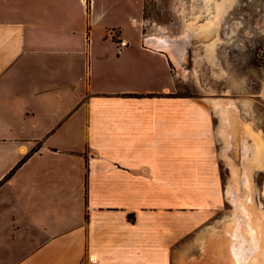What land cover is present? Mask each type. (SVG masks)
<instances>
[{
  "label": "crops",
  "instance_id": "1",
  "mask_svg": "<svg viewBox=\"0 0 264 264\" xmlns=\"http://www.w3.org/2000/svg\"><path fill=\"white\" fill-rule=\"evenodd\" d=\"M127 1L0 0V264H172L219 189L215 105Z\"/></svg>",
  "mask_w": 264,
  "mask_h": 264
},
{
  "label": "rangeland",
  "instance_id": "2",
  "mask_svg": "<svg viewBox=\"0 0 264 264\" xmlns=\"http://www.w3.org/2000/svg\"><path fill=\"white\" fill-rule=\"evenodd\" d=\"M128 5L127 0H117V6ZM214 16L218 27L208 35H194L186 42L181 38L187 44L186 55L180 64L173 59L172 66L177 93L198 96L214 105L217 99L229 103L235 112L236 145L229 149L224 116L215 105L219 189L186 192L185 206L170 208L174 215L184 214L187 224L184 238L173 246L172 264H234L226 232L238 212L231 190L247 197L249 188L238 183L246 168L254 190L250 209L264 221V149L258 164L250 163L244 151L257 138L264 144V0H147L148 29L145 25L144 30L179 39L188 24L208 22ZM131 27L132 35H137L138 28Z\"/></svg>",
  "mask_w": 264,
  "mask_h": 264
},
{
  "label": "bare ground",
  "instance_id": "3",
  "mask_svg": "<svg viewBox=\"0 0 264 264\" xmlns=\"http://www.w3.org/2000/svg\"><path fill=\"white\" fill-rule=\"evenodd\" d=\"M219 14L215 15L217 19L218 16L222 15ZM215 16L210 18L208 22H202L201 24L198 23L188 24L187 31L179 39L171 38L167 33L154 34L150 36L148 43L152 46L163 48V50L165 49L170 53L172 58L180 64L182 63V60L185 58L184 57V55H186L185 45H187L186 43L184 44L180 41L181 38H183L186 42L187 40L191 39L194 35H199V36L202 35V37L208 35L210 31L216 29L217 22ZM211 48H213V45L210 46L209 48L210 51ZM215 105H217V107L219 108L218 111L220 110L222 112L221 114H223L224 116L225 125H224L223 133L227 137L228 145L230 149L231 146L236 145L235 138L237 136H235L234 133V128H236L235 126L236 120L234 118L235 112L233 111V108L229 106V103L226 102L224 99L223 100L217 99ZM248 133H250V131ZM248 133H246V135ZM256 137H260V136H256ZM253 141L254 143L251 146L250 145L244 146V151L245 153H247L250 163L253 164L257 162L258 164L260 162V158L263 153L264 144L261 143L262 140L260 141L258 138ZM238 183L243 184L244 186L249 188L250 192L247 195V197L243 199L242 197L239 196V193H237L233 189L231 190V198L235 202V205L238 210L234 222L228 227V230L226 231L227 234L230 236V241H231L230 244L231 257L233 259L234 264H262L264 258V221L261 220L259 216H256L253 213V211L250 209V205L252 204L254 199V190H253V185H251L252 177L250 175V169L246 168L244 175L242 176L240 181H238ZM94 258L95 257H93V259Z\"/></svg>",
  "mask_w": 264,
  "mask_h": 264
},
{
  "label": "built area",
  "instance_id": "4",
  "mask_svg": "<svg viewBox=\"0 0 264 264\" xmlns=\"http://www.w3.org/2000/svg\"><path fill=\"white\" fill-rule=\"evenodd\" d=\"M110 33H111L113 36L117 35V33L115 32V30H112Z\"/></svg>",
  "mask_w": 264,
  "mask_h": 264
},
{
  "label": "trees",
  "instance_id": "5",
  "mask_svg": "<svg viewBox=\"0 0 264 264\" xmlns=\"http://www.w3.org/2000/svg\"><path fill=\"white\" fill-rule=\"evenodd\" d=\"M146 15V14H145ZM116 38V35L114 36ZM117 41H120L119 38H117Z\"/></svg>",
  "mask_w": 264,
  "mask_h": 264
}]
</instances>
